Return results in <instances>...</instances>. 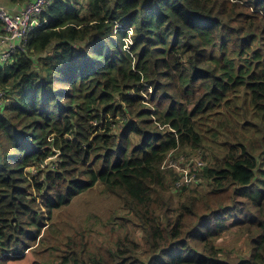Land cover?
Wrapping results in <instances>:
<instances>
[{"label": "trees", "instance_id": "trees-1", "mask_svg": "<svg viewBox=\"0 0 264 264\" xmlns=\"http://www.w3.org/2000/svg\"><path fill=\"white\" fill-rule=\"evenodd\" d=\"M38 20L0 66V264H228L230 231L234 264H264V0H52ZM181 153L204 164L178 187ZM94 187L123 211L96 249L54 221Z\"/></svg>", "mask_w": 264, "mask_h": 264}, {"label": "rangeland", "instance_id": "rangeland-1", "mask_svg": "<svg viewBox=\"0 0 264 264\" xmlns=\"http://www.w3.org/2000/svg\"><path fill=\"white\" fill-rule=\"evenodd\" d=\"M214 116L220 117L217 114H215ZM207 142L212 146H215L217 143V141L211 138H209ZM181 155L184 154H179V156ZM199 155L201 154L199 153ZM187 156L189 157L193 155ZM62 212L63 213L59 214L55 213L54 221L55 219L66 221L65 216H69L68 222L73 227L79 226L80 230L82 232L84 231L86 235L88 233L91 246L94 247L93 249H96V246L106 244L109 240L115 238L116 230L113 227H109L113 232V234H110L114 236L113 238L107 237L102 234L103 231H106L103 225L106 224L107 217L111 215V212L121 214L123 211H121V203L117 198L102 195L100 193L99 187H94L91 191L78 195L69 206L63 208ZM216 243H218L220 247L225 251V253H219L218 257L224 259L228 264H234L239 259H243V257L245 258L249 256V243L244 236H241L238 233L230 231L226 236L218 239ZM109 245L106 244L104 246ZM137 250L145 251L147 250V247L145 245H142L140 248H137ZM92 252L95 251L92 250ZM28 254L23 259H17L7 264H40L38 262H35L34 258H32L30 254ZM101 255L107 257V253H105V251L103 250H101ZM38 258H41V260L43 261H48L43 264H58L60 261L59 256L54 257L48 255L47 253H44Z\"/></svg>", "mask_w": 264, "mask_h": 264}, {"label": "built area", "instance_id": "built-area-1", "mask_svg": "<svg viewBox=\"0 0 264 264\" xmlns=\"http://www.w3.org/2000/svg\"><path fill=\"white\" fill-rule=\"evenodd\" d=\"M52 0H29L17 12H10L6 7L0 5V66L12 62L16 54L25 53L27 47L28 33L38 25V16L44 11ZM3 91H0V107L3 104ZM179 162V164H178ZM204 164L201 157L181 156L179 161L169 160V166L180 173V178L176 181V186L190 184L195 180L194 174H190L191 165ZM180 163H183L182 166Z\"/></svg>", "mask_w": 264, "mask_h": 264}, {"label": "crops", "instance_id": "crops-1", "mask_svg": "<svg viewBox=\"0 0 264 264\" xmlns=\"http://www.w3.org/2000/svg\"><path fill=\"white\" fill-rule=\"evenodd\" d=\"M25 3L23 4H10L6 0H0V5L6 7L10 12H17L19 11Z\"/></svg>", "mask_w": 264, "mask_h": 264}]
</instances>
